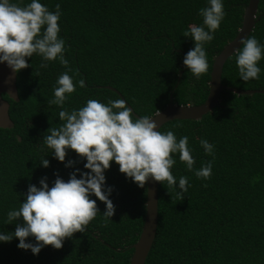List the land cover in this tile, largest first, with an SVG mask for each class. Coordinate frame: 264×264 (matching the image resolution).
<instances>
[{
    "label": "trees",
    "instance_id": "trees-1",
    "mask_svg": "<svg viewBox=\"0 0 264 264\" xmlns=\"http://www.w3.org/2000/svg\"><path fill=\"white\" fill-rule=\"evenodd\" d=\"M12 2L25 6L31 0ZM223 2L224 20L205 45L209 69L197 78L183 63L194 48V40L183 33L189 25L203 24L199 10L208 6L207 0H41L52 12L61 5L59 36L69 64L34 54L28 58L31 66L15 76L16 99L2 95L11 126L0 127V231H15L7 213L20 207L30 184L39 187L47 177L51 187L57 175L67 181L76 168L87 171L86 160L74 150L60 162L44 143L46 131L64 123L61 107L50 103L58 77L71 69L74 81L85 82L82 88L77 84L63 105L69 111L89 99L107 104L123 98L134 117H154L171 98L180 106L201 105L209 95L214 60L236 38L249 4ZM250 36L264 44V0ZM258 64L259 79L244 82L235 54L224 66L223 84L264 91V59ZM168 130L177 139L189 138L195 164L189 171L174 154L173 175L177 184L179 177H188L187 192L159 182L158 231L146 264H264V94L223 91L212 113L160 129ZM201 139L214 145L213 154L205 152ZM43 158L49 167L40 164ZM68 160L74 165L66 167ZM209 161L211 177L198 178L196 170ZM105 176L116 208L111 219L104 218L106 205L92 196L100 213L84 233H74L60 249L45 246L39 254L18 248V238L0 242V264H130L145 222L147 183L138 187L115 162Z\"/></svg>",
    "mask_w": 264,
    "mask_h": 264
},
{
    "label": "clouds",
    "instance_id": "clouds-1",
    "mask_svg": "<svg viewBox=\"0 0 264 264\" xmlns=\"http://www.w3.org/2000/svg\"><path fill=\"white\" fill-rule=\"evenodd\" d=\"M207 5L199 10L203 24L189 25L183 33L194 40V48L187 52L183 63L197 78L209 69L205 45L215 38L214 33L226 15L223 0H207ZM61 15L60 4L52 12L41 0H31L25 6L12 0H0V64L6 63L13 77L31 66L28 58L34 54L40 55L43 61L58 59L68 67L69 62L64 56L65 41L59 36ZM240 45L236 54L240 79L244 82L259 79L262 69L258 62L264 59V44L254 36H247L241 39ZM47 66V63L41 64V67ZM71 71L69 69L58 77L54 99L50 101L61 107L59 120L64 123L59 128L50 127L44 143L60 162H65L69 150H74L86 160L84 169L87 171L76 168L67 181L57 175L51 187L46 182L47 177L39 180V187L30 184L20 207L7 213L8 224H15V231H0V242L18 238V248L30 249L33 254H39L48 245L60 249L65 239L72 238L77 232L84 233L100 213L97 200L92 196L106 205L104 218L113 217L116 208L109 198L112 188L106 186L105 176L112 162L140 188L151 179L178 187L181 192H187L190 184L186 176L179 177L177 184L172 172L176 163L174 154H179L180 161L189 171L195 164L187 136L177 139L173 131L159 130L153 118L161 113L154 117H134L123 98L110 100L107 104L89 99L83 107L71 111L64 109L63 105L76 91L77 84L85 87L83 79L74 81L69 74ZM200 144L206 153L213 154L214 145L208 140L201 139ZM74 163L68 160L65 166L71 167ZM40 164L47 168L50 161L43 158ZM211 174L212 161L195 172L203 179H209Z\"/></svg>",
    "mask_w": 264,
    "mask_h": 264
},
{
    "label": "water",
    "instance_id": "water-1",
    "mask_svg": "<svg viewBox=\"0 0 264 264\" xmlns=\"http://www.w3.org/2000/svg\"><path fill=\"white\" fill-rule=\"evenodd\" d=\"M260 0H249L245 10L243 25L236 38L230 42L223 51L215 58L211 73L210 89L207 100L201 105L180 106L174 104L172 98L170 104L158 113L161 115L153 119L160 129L167 123L175 120H201L204 116L213 112L220 105L223 91H230L236 95L264 94V91L240 90L223 84L222 76L226 62L242 47V38L250 36L258 22V10ZM182 73L180 75V78ZM157 113V114H158ZM156 114V115H157ZM155 115V116H156ZM138 117V116H137ZM159 129V130H160ZM146 217L143 230L138 242L133 246L134 253L130 264H146L155 243L159 222V182L149 180L147 182Z\"/></svg>",
    "mask_w": 264,
    "mask_h": 264
},
{
    "label": "rangeland",
    "instance_id": "rangeland-1",
    "mask_svg": "<svg viewBox=\"0 0 264 264\" xmlns=\"http://www.w3.org/2000/svg\"><path fill=\"white\" fill-rule=\"evenodd\" d=\"M15 76L13 77L12 71L6 63L0 64V127L11 126L7 113L8 105L2 99V95L8 94L16 99Z\"/></svg>",
    "mask_w": 264,
    "mask_h": 264
}]
</instances>
